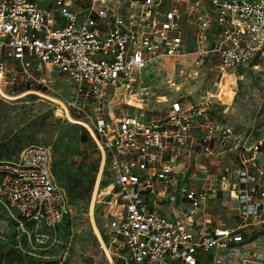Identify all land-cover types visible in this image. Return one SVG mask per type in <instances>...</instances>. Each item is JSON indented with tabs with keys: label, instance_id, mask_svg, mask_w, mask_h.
<instances>
[{
	"label": "built area",
	"instance_id": "built-area-1",
	"mask_svg": "<svg viewBox=\"0 0 264 264\" xmlns=\"http://www.w3.org/2000/svg\"><path fill=\"white\" fill-rule=\"evenodd\" d=\"M74 3L0 0V75L10 65L11 84L54 91V71L71 83L67 107L113 177L102 238L110 263L226 264L237 254L264 264V141L214 121L218 95L189 91L204 74L220 86L264 60V0ZM170 58L191 60L166 82L174 96L153 84ZM150 101L167 104L164 117L147 112ZM0 207L20 226L54 227L68 215L49 147L0 160Z\"/></svg>",
	"mask_w": 264,
	"mask_h": 264
},
{
	"label": "rangeland",
	"instance_id": "rangeland-1",
	"mask_svg": "<svg viewBox=\"0 0 264 264\" xmlns=\"http://www.w3.org/2000/svg\"><path fill=\"white\" fill-rule=\"evenodd\" d=\"M89 3L90 0H75L74 10H82ZM190 62V58L158 62L162 71L154 74L153 84L160 94L176 95L166 82L178 79L179 72L185 71ZM10 69L8 65L4 80L0 75V86L6 95L19 96L27 90L19 81L11 84ZM50 78L54 91H30H38L55 101L34 94L10 100L0 94V160L17 159L29 145L49 147L56 184L66 195L69 213L54 227L20 226L0 207V264H111L95 226L106 241L113 177L88 131L68 119L69 114L78 120L67 107L73 93L71 83L56 71ZM215 81V76L209 73L192 81L191 96L195 98L201 90L218 95L211 111L213 120L231 126L242 140L264 141V60L255 58L248 66L234 70L220 86H214ZM150 104L147 112L165 116L167 104L155 105L152 101ZM259 160L264 165V142ZM221 203L215 205L218 212L226 210ZM224 216L222 219L226 220ZM226 264L250 263L233 254Z\"/></svg>",
	"mask_w": 264,
	"mask_h": 264
},
{
	"label": "bare ground",
	"instance_id": "bare-ground-1",
	"mask_svg": "<svg viewBox=\"0 0 264 264\" xmlns=\"http://www.w3.org/2000/svg\"><path fill=\"white\" fill-rule=\"evenodd\" d=\"M0 94L4 97V98H6V99H10V100H15V99H19L20 97H23V96H25V95H30V94H34V95H39V96H42V97H45V98H48V99H50V100H52V101H55L54 99H51L50 97H47L46 95H43V94H41V93H39L38 91H26L25 93H22L21 95H19V96H8V95H6L4 92H3V90H2V88H1V86H0ZM63 107H64V105H63ZM64 109L66 110V107H64ZM67 111V110H66ZM68 112V111H67ZM68 116V119H69V121L71 122V123H73V124H82L79 120H75V119H73L72 117H70V115L68 114L67 115ZM101 154H102V158H103V162H104V154L101 152ZM97 185H98V182H97ZM97 187V186H96ZM95 232H96V234L98 235V237H99V239H100V241H101V243L103 244V240H102V236H101V234L99 233V231H98V229H97V227L95 226ZM113 264V263H112Z\"/></svg>",
	"mask_w": 264,
	"mask_h": 264
},
{
	"label": "trees",
	"instance_id": "trees-1",
	"mask_svg": "<svg viewBox=\"0 0 264 264\" xmlns=\"http://www.w3.org/2000/svg\"><path fill=\"white\" fill-rule=\"evenodd\" d=\"M32 89H38V90H41V91H46L45 89H43V88H40V87H35V88H33L31 85H26L25 86V90H27V91H29V90H32ZM83 140V136L81 137V141Z\"/></svg>",
	"mask_w": 264,
	"mask_h": 264
}]
</instances>
